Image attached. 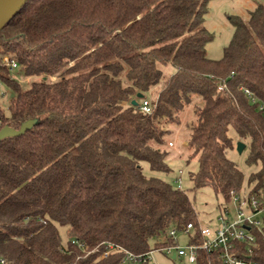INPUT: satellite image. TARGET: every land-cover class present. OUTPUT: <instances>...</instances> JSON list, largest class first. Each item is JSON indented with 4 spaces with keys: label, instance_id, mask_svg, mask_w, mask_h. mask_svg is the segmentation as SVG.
<instances>
[{
    "label": "trees",
    "instance_id": "obj_1",
    "mask_svg": "<svg viewBox=\"0 0 264 264\" xmlns=\"http://www.w3.org/2000/svg\"><path fill=\"white\" fill-rule=\"evenodd\" d=\"M211 1L28 0L0 31V52L34 78L23 87L0 65V84L10 90L0 128L38 119L0 139V258L7 264H135L123 262L122 251L101 255L109 242L135 253L177 243L170 230L190 222L196 234L187 240L200 242L187 190L142 166L170 171L169 126L195 98L192 188L231 199L233 190L264 187V1L248 21L229 16L234 32L220 58L207 49L215 38L205 26ZM162 64L175 72L166 75ZM160 83L152 111H143L138 93ZM232 133L249 146L247 164L259 166L247 181L228 157ZM60 226L69 229L66 243ZM74 239L95 251L86 256ZM254 256L264 264V230ZM199 262L223 264L205 250Z\"/></svg>",
    "mask_w": 264,
    "mask_h": 264
},
{
    "label": "rangeland",
    "instance_id": "obj_2",
    "mask_svg": "<svg viewBox=\"0 0 264 264\" xmlns=\"http://www.w3.org/2000/svg\"><path fill=\"white\" fill-rule=\"evenodd\" d=\"M264 0H212L209 6V13L206 17L205 26L215 33V38L208 44V54L212 58H220L223 55V49L231 40L234 32V27L229 20L231 15H240L245 21H248L250 11L255 6ZM166 75L175 72L176 68L171 65H161ZM23 87H28L32 77H26L21 73H14ZM161 87V83L152 87L145 95L148 99L154 100L157 98V93ZM0 107L8 113L10 102V90L6 84H0ZM201 105L200 98H195L181 113L180 122L169 126L170 130L166 135L167 147L169 152L168 164L170 171L155 172L151 170L148 162H143L142 166L147 175H158L164 180L170 182L176 187H181L189 193L191 199L198 212V219L203 226H213L217 223V218L224 212V207H228L232 217L236 214V207L231 199H225L221 195H216L213 189L209 186L194 190L191 180V172L198 167L197 159L189 161L188 141L190 138V126L197 120L196 108ZM234 147L228 150V157L234 160L238 166L244 171L245 180L251 172L259 169L258 165H248L247 157L249 155V146H245L242 152L237 148L238 139L234 133ZM243 141V140H241ZM245 142V141H243ZM246 143V142H245ZM182 170L181 184L176 180L180 176ZM61 237L64 243L69 241V229L67 226L59 227ZM178 242L185 244L187 236L180 233L177 237ZM151 263L155 264H187L183 258H174L172 255L166 256L161 252H155L151 256Z\"/></svg>",
    "mask_w": 264,
    "mask_h": 264
},
{
    "label": "built area",
    "instance_id": "obj_3",
    "mask_svg": "<svg viewBox=\"0 0 264 264\" xmlns=\"http://www.w3.org/2000/svg\"><path fill=\"white\" fill-rule=\"evenodd\" d=\"M0 65L8 68L11 76H14L20 67L14 56L2 52H0ZM219 89L225 90L226 85L219 84ZM244 90L252 96L253 101H257V97L253 96L248 88ZM140 107L150 113L152 111L150 99L144 97ZM260 109L264 111V105H260ZM181 172L182 170L176 179L179 184L182 181ZM231 200L236 207V214L232 217L228 207H224V212L218 216L215 225H201L200 233L203 238L200 242L188 240L185 244L177 242L154 248L146 253H135L119 244L109 242L101 257H106L114 251H122L123 262L155 264L151 263V256L155 252H161L166 256L176 255L175 258H183L187 264H211L199 262V252L205 250L208 253L219 254L223 264H261L254 256V247L257 244V232L264 230V187L254 189L247 185L240 191L233 190ZM193 228L194 224L190 222L183 230L172 228L169 234L177 239L182 233L188 239L196 234ZM73 243L79 244L82 250L86 251V256L95 251V249L87 250L85 243L78 239H74ZM0 264H7L5 258H0Z\"/></svg>",
    "mask_w": 264,
    "mask_h": 264
},
{
    "label": "water",
    "instance_id": "obj_4",
    "mask_svg": "<svg viewBox=\"0 0 264 264\" xmlns=\"http://www.w3.org/2000/svg\"><path fill=\"white\" fill-rule=\"evenodd\" d=\"M28 0H0V31L4 26L18 13V11L27 3ZM139 98H144L145 94L142 92L138 93ZM133 104L138 105L137 99L133 100ZM38 123L37 118L28 119L22 123L20 128H13L8 125L0 128V139L8 136L21 135L26 132V130L32 128ZM246 143L239 140L237 143V148L240 152L245 148ZM176 255H173L175 258Z\"/></svg>",
    "mask_w": 264,
    "mask_h": 264
}]
</instances>
